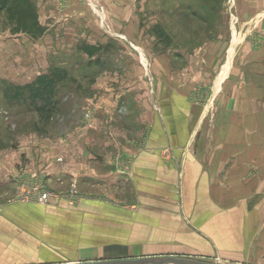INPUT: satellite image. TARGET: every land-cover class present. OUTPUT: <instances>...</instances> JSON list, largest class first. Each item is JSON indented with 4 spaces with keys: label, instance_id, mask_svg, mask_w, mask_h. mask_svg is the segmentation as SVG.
<instances>
[{
    "label": "crops",
    "instance_id": "obj_1",
    "mask_svg": "<svg viewBox=\"0 0 264 264\" xmlns=\"http://www.w3.org/2000/svg\"><path fill=\"white\" fill-rule=\"evenodd\" d=\"M260 19L262 35L264 15ZM236 44L218 78L200 72L186 85L184 73L158 68L161 114L151 107L150 89L139 96L140 105L129 89L105 94L114 108L116 102L129 108L111 124L118 132L108 133L107 107L97 118L96 138L86 134L84 149L66 154L64 169H39L54 192L76 184L75 204L9 202L39 173L24 168L33 150H1L0 264L264 258V45L246 39L234 59ZM154 61L166 69L171 63L165 54ZM206 79L213 89L205 94ZM121 144L122 152L105 151ZM101 145L103 151L93 150Z\"/></svg>",
    "mask_w": 264,
    "mask_h": 264
},
{
    "label": "rangeland",
    "instance_id": "obj_2",
    "mask_svg": "<svg viewBox=\"0 0 264 264\" xmlns=\"http://www.w3.org/2000/svg\"><path fill=\"white\" fill-rule=\"evenodd\" d=\"M32 1L37 6L40 23L46 29L40 39L13 33V25L6 13L0 11V151L20 146L33 150L35 157L26 159L28 164L23 165L29 172L39 173L22 185L9 199L11 203H29L19 200L18 196L36 184L65 196L60 201L78 202L76 184L66 192H54L49 189L45 175L39 169L44 172L51 164L64 169L68 162L66 154L71 150L80 152L84 149L86 134L96 138L100 128L97 118L107 107L109 113L105 121L108 133L118 132L111 124L117 126L129 114V108L122 102H116L114 108L105 94L129 89L138 102L139 96L144 92L147 95L150 89L151 107L161 114L160 82L155 75L158 68L175 76V73H184V83L190 85L198 78L192 74L208 72V78L216 72L218 78L234 41H237L234 59L238 58L246 39L253 38L254 47L264 45V33L257 34L256 28L264 15V0ZM122 3L128 5V10L121 9ZM119 14L123 15L122 19L118 18ZM86 46L96 48L92 59L84 51ZM163 54L171 60L168 69L163 63L155 64L154 58ZM198 54L204 58L205 64L198 63ZM211 55L216 59L209 63L207 60ZM55 67L66 69L70 77L76 78L75 82L61 86L60 104L55 113L43 119L29 107L9 105L4 97L7 85L31 84ZM128 74L140 75L132 80L128 79ZM176 78L167 82L169 89ZM206 81V85L201 86L205 94L213 89V84L208 79ZM205 103L208 104L207 100ZM96 147L100 152L105 148L103 145L94 146L93 150ZM123 148V144L110 145L105 151L122 152ZM70 194L73 199H66ZM167 259L180 264H189V260L204 264H264V258L249 257L250 262L244 263L220 255Z\"/></svg>",
    "mask_w": 264,
    "mask_h": 264
},
{
    "label": "trees",
    "instance_id": "obj_3",
    "mask_svg": "<svg viewBox=\"0 0 264 264\" xmlns=\"http://www.w3.org/2000/svg\"><path fill=\"white\" fill-rule=\"evenodd\" d=\"M0 11L6 13L15 34L21 33L40 39L46 33L45 27L40 23L37 6L32 0H0ZM84 51L91 59L96 54L94 46H86ZM99 61L100 59L96 60V63ZM70 81L75 82L76 78L70 77L66 69L55 67L31 84L7 85L4 97L10 106L29 107L46 119L58 110L61 86Z\"/></svg>",
    "mask_w": 264,
    "mask_h": 264
},
{
    "label": "built area",
    "instance_id": "obj_4",
    "mask_svg": "<svg viewBox=\"0 0 264 264\" xmlns=\"http://www.w3.org/2000/svg\"><path fill=\"white\" fill-rule=\"evenodd\" d=\"M37 185V184H36ZM31 186L30 190L27 192L19 194V200L31 203H37L40 205H56L60 202V199L65 198V196L58 195L51 191L46 190L40 185ZM74 194V193H73ZM66 199H73L70 196H67Z\"/></svg>",
    "mask_w": 264,
    "mask_h": 264
},
{
    "label": "water",
    "instance_id": "obj_5",
    "mask_svg": "<svg viewBox=\"0 0 264 264\" xmlns=\"http://www.w3.org/2000/svg\"><path fill=\"white\" fill-rule=\"evenodd\" d=\"M168 262H172L175 264H180L178 261L169 260L167 258H151V259H143L138 261H117V262H92V263H74V264H167ZM189 264H204L199 261L189 260Z\"/></svg>",
    "mask_w": 264,
    "mask_h": 264
}]
</instances>
